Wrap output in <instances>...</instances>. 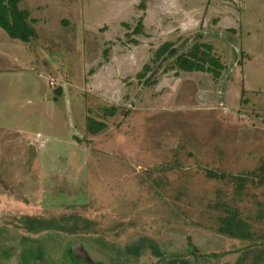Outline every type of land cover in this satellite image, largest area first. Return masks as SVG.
Here are the masks:
<instances>
[{
	"label": "rangeland",
	"instance_id": "obj_1",
	"mask_svg": "<svg viewBox=\"0 0 264 264\" xmlns=\"http://www.w3.org/2000/svg\"><path fill=\"white\" fill-rule=\"evenodd\" d=\"M20 5L36 35L0 28V264H62L74 241L92 264H264L263 184L237 200L251 240L215 233L202 205L220 186L207 170L264 175V0ZM195 41L225 49L217 81L137 76L163 43ZM87 117L106 127L87 133ZM186 175L193 197L148 180Z\"/></svg>",
	"mask_w": 264,
	"mask_h": 264
},
{
	"label": "trees",
	"instance_id": "obj_2",
	"mask_svg": "<svg viewBox=\"0 0 264 264\" xmlns=\"http://www.w3.org/2000/svg\"><path fill=\"white\" fill-rule=\"evenodd\" d=\"M33 21L34 19L30 18L29 10L20 5V0H0V28L9 38L17 39L25 43L29 42L30 39L36 35L35 29H33ZM139 29V26H136L134 32H137ZM240 55H242V52L239 53V57ZM225 56V49H221L220 52L216 53L212 44L202 41H195L187 49L181 52H178L171 42H165L154 50L153 56L150 59V64H148L149 62L144 64L142 70L137 73V76L139 78L144 77L149 71L153 73L154 69L157 70L162 66V72L174 70L175 74H178L181 71L205 72L209 74L212 81L215 82L220 78L222 71L225 69ZM238 61H240V59ZM240 63L241 62H239V64ZM56 92H59V89ZM111 110H113V108H111ZM105 127V122L103 123L91 117L86 118L85 129L86 132L91 135H95ZM261 171H264V168H261L260 172ZM205 174L209 178L215 179L216 182L220 184V186L218 184L215 186L211 196H208L205 203L202 204L203 207L212 212L210 217L212 223H214V232L232 239L251 240L253 234L250 229L251 225L248 224L245 219L241 218L239 207L237 206V200L246 193V185L248 186V184L255 181L257 184L260 183L264 185V175L256 179V173L253 174V171L239 174L219 172L215 170H207L205 171ZM149 178H151V176H148L150 186L155 187L160 196L172 194L174 196L193 197L194 195L192 190L188 189L187 181H189V177L187 175L184 176L183 180H180L176 187H174L173 183L172 185L167 186V183H171L167 178H161L158 180L156 178ZM172 180L173 179H171V181ZM227 185H231L232 189L227 188ZM169 188H172L171 191ZM194 198L197 200L196 197ZM169 205L173 207L172 204ZM256 211L257 212L254 214L253 218L261 220L264 217V205L261 209L258 206ZM248 217L251 218L250 216ZM50 228L51 227H43V229L38 230V232L47 229L49 230ZM73 245L82 250L84 255L88 258L87 261L78 258L73 254ZM187 248L190 253L192 250L190 243H188ZM128 251L131 250L129 249ZM62 257V264L93 263L84 250L83 245L76 241L71 242L70 245L64 248Z\"/></svg>",
	"mask_w": 264,
	"mask_h": 264
},
{
	"label": "water",
	"instance_id": "obj_3",
	"mask_svg": "<svg viewBox=\"0 0 264 264\" xmlns=\"http://www.w3.org/2000/svg\"><path fill=\"white\" fill-rule=\"evenodd\" d=\"M73 246H74V245H73ZM73 249H76V250H77V252H78L79 255H80V256H79L80 258L84 259L85 261L88 260V258L84 255V253L82 254V253L79 252V250H78L77 247L74 246Z\"/></svg>",
	"mask_w": 264,
	"mask_h": 264
},
{
	"label": "flooded vegetation",
	"instance_id": "obj_4",
	"mask_svg": "<svg viewBox=\"0 0 264 264\" xmlns=\"http://www.w3.org/2000/svg\"><path fill=\"white\" fill-rule=\"evenodd\" d=\"M74 247V246H73ZM76 247V246H75ZM78 248V247H77ZM78 250H79V252L80 253H82L83 254V252H82V250L80 249V248H78ZM73 254L76 256V257H78V258H80L79 256V253L77 252V250L76 249H73Z\"/></svg>",
	"mask_w": 264,
	"mask_h": 264
},
{
	"label": "crops",
	"instance_id": "obj_5",
	"mask_svg": "<svg viewBox=\"0 0 264 264\" xmlns=\"http://www.w3.org/2000/svg\"><path fill=\"white\" fill-rule=\"evenodd\" d=\"M36 143V141H34V143L32 144V145H34ZM42 145H40V147H41ZM36 154V153H35Z\"/></svg>",
	"mask_w": 264,
	"mask_h": 264
}]
</instances>
